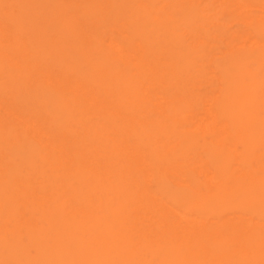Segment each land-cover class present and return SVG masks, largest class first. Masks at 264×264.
<instances>
[{
	"label": "rangeland",
	"instance_id": "rangeland-1",
	"mask_svg": "<svg viewBox=\"0 0 264 264\" xmlns=\"http://www.w3.org/2000/svg\"><path fill=\"white\" fill-rule=\"evenodd\" d=\"M0 20V220L5 219L0 221V233L8 230L0 234V264L50 260L54 237L48 235L51 233L45 224L56 232L59 225L70 228L65 230L64 236L70 237L65 250L63 244L52 254L75 251L84 256V250L90 248L93 253L87 256V264H183L181 249L172 240L164 239L172 216L173 236H179L182 224L201 228L197 248L203 255L208 253L213 264H225L229 258H237L239 264H264L262 247L251 248L252 253L246 250L254 234L263 236L264 242V231L261 235L258 228L264 225V0H0ZM254 103H258L259 110L252 115L250 107ZM220 110H228V116H222ZM235 132L243 136L241 141L231 137ZM80 158L84 159L82 164L77 162ZM70 164L71 170L67 171ZM250 177L254 181L248 182ZM140 179L144 185L139 184ZM159 202L164 205L160 206L163 214L158 215L155 206L161 205ZM179 212L187 214L185 220H181ZM34 223L43 225L44 231L39 230L42 235L47 233L42 240L45 245L41 243L43 236L33 229ZM38 234L40 241L34 238ZM95 236L101 237L94 239ZM104 237H109L108 242ZM241 239L247 240L244 245ZM201 254L195 257L201 260Z\"/></svg>",
	"mask_w": 264,
	"mask_h": 264
},
{
	"label": "bare ground",
	"instance_id": "bare-ground-1",
	"mask_svg": "<svg viewBox=\"0 0 264 264\" xmlns=\"http://www.w3.org/2000/svg\"><path fill=\"white\" fill-rule=\"evenodd\" d=\"M7 1V0H6ZM32 2V1H31ZM100 2V1H99ZM98 2V3H99ZM186 2V1H185ZM197 2H198V0H197ZM36 3V2H35ZM47 4V3H46ZM189 4H190V2H189ZM94 5V4H93ZM98 5V4H97ZM32 6V5H31ZM51 6V5H50ZM91 7H92V5H91ZM18 8V7H17ZM182 8V7H181ZM52 10V9H51ZM260 10H261V8H260ZM54 11V10H53ZM73 11V10H72ZM58 12V11H57ZM63 12V11H62ZM166 12V11H165ZM71 13V12H70ZM168 13V12H167ZM14 14V13H13ZM60 15H62V13H59ZM68 15H69V13H67ZM2 16V15H1ZM75 16V15H74ZM73 16V17H74ZM70 17V16H69ZM107 17V16H106ZM32 18V17H31ZM62 18H64V16L62 17ZM109 18V17H108ZM107 18V19H108ZM93 19V18H92ZM109 19H112V18H109ZM142 18H140V20H141ZM17 20V19H16ZM50 20H51V18H50ZM49 20V21H50ZM53 20V19H52ZM79 20V19H78ZM1 21V20H0ZM10 21V20H9ZM30 21V20H29ZM32 21V20H31ZM2 22V21H1ZM48 22V21H47ZM62 22H63V19H62ZM89 22V21H88ZM93 22V21H92ZM259 22V21H258ZM22 23V22H21ZM94 23V22H93ZM45 24H46V22H45ZM91 24V23H90ZM112 24V23H111ZM4 25V24H3ZM25 25H27V24H25ZM47 25L48 26H50L48 23H47ZM79 25V24H78ZM198 25V24H197ZM19 26V25H18ZM18 26H16L15 25V27H17L18 28ZM97 26V25H96ZM113 26V25H112ZM78 27V26H77ZM84 27V26H83ZM166 27V26H165ZM9 28V27H8ZM7 28V29H8ZM96 28V27H95ZM94 28V29H95ZM3 29H4V27H3ZM2 29V30H3ZM55 29V28H54ZM196 30V29H195ZM223 30V29H222ZM9 31H10V29H9ZM9 31H7L8 33H9ZM52 31V30H51ZM6 32V33H7ZM52 32H54V31H52ZM251 32V31H250ZM249 32V33H250ZM1 34H2V32H1ZM24 34V33H23ZM91 35H92V33H90ZM89 34V35H90ZM4 35V34H3ZM11 35H12V33H11ZM126 35V34H125ZM202 35V34H201ZM254 35V34H253ZM25 36V35H24ZM34 36V35H33ZM97 35H95V37H96ZM8 37V36H7ZM189 37V36H188ZM204 37V36H203ZM248 37V36H247ZM187 38V37H186ZM16 39V38H15ZM14 39V40H15ZM21 39V38H20ZM252 39V38H251ZM8 40V39H7ZM26 40V39H25ZM254 40V39H253ZM1 41V40H0ZM16 41V40H15ZM109 41V40H108ZM255 41V40H254ZM10 41H8V43H9ZM4 43H6V42H4ZM14 43V42H13ZM12 43V44H13ZM32 43V42H31ZM254 43V42H253ZM113 44H115V43H113ZM3 45V44H2ZM9 45V44H8ZM22 45H23V43H22ZM41 45V44H40ZM55 45V44H54ZM138 45V44H137ZM212 45V44H211ZM234 45V44H233ZM240 45V44H239ZM253 45V44H252ZM24 46V45H23ZM255 46V45H254ZM6 47V46H5ZM33 47V46H32ZM60 47V46H59ZM58 47V48H59ZM109 47V46H108ZM259 47V46H258ZM19 48V47H18ZM38 48V47H37ZM115 48H117V47H115ZM242 48V47H241ZM256 48V47H255ZM34 49V48H33ZM82 49V48H81ZM31 50V49H30ZM115 50V49H114ZM114 50H113V52H114ZM39 51V50H38ZM45 51V50H44ZM60 51H61V49H60ZM59 51V52H60ZM3 52V51H2ZM29 52H31V51H29ZM28 52V53H29ZM127 52H128V50H127ZM5 53V52H4ZM19 53V52H18ZM62 53V52H61ZM126 53V52H125ZM132 53V52H131ZM7 54H8V52H7ZM33 54H34V52H33ZM141 54V53H140ZM147 54V53H146ZM8 55H10V54H8ZM40 55H42V54H40ZM117 55H118V53H117ZM1 56H2V54H1ZM1 56H0V58H1ZM18 56V55H17ZM63 56V55H62ZM61 56V57H62ZM65 56V55H64ZM149 56V55H148ZM250 56V55H249ZM4 57V56H3ZM37 57V56H36ZM39 57V56H38ZM81 57V56H80ZM120 57V56H119ZM8 58V57H7ZM16 58V57H15ZM23 58V57H22ZM115 58V57H114ZM247 58V57H246ZM13 59V58H12ZM39 59V58H38ZM34 60V59H33ZM63 60V59H62ZM150 60V59H149ZM6 61V60H5ZM16 61V59L14 60V62ZM8 62V61H7ZM14 62H12V63H14ZM20 62V61H19ZM36 62H37V60H36ZM27 63V62H26ZM52 63V62H51ZM51 63H49L50 65H51ZM5 64H6V62H5ZM19 64V63H18ZM22 64H24V62L22 63ZM54 64V63H53ZM157 64V63H156ZM56 65V64H55ZM65 65V64H64ZM11 66V65H10ZM25 66V65H24ZM62 66V65H61ZM69 66V65H68ZM13 67H14V65H13ZM47 67V66H46ZM54 67V66H53ZM74 67V66H73ZM58 68V67H57ZM160 68H162V67H160ZM50 70V72H51V67L49 68ZM145 70V69H144ZM156 70V69H155ZM211 70V69H210ZM60 71V70H59ZM153 71V70H152ZM45 72H47V70L45 71ZM134 72V71H133ZM69 74V73H68ZM72 74V73H71ZM57 76V75H56ZM43 77V76H42ZM51 77V76H50ZM71 78H73V77H71ZM70 78V79H71ZM126 78V77H125ZM132 78V77H131ZM262 78V77H261ZM264 78V77H263ZM65 79V78H64ZM74 79V78H73ZM72 79V80H73ZM69 80V79H68ZM249 80V79H248ZM54 81V80H53ZM66 81V80H65ZM74 81V80H73ZM167 81V80H166ZM178 81V80H177ZM61 82V81H60ZM59 82V83H60ZM72 82V81H71ZM162 82V81H161ZM7 83H8V81H7ZM46 83V82H45ZM53 83V82H52ZM52 83H51V85H52ZM74 83V82H73ZM260 83V82H259ZM33 84V83H32ZM32 84H30V86H33ZM46 84H49V82L48 83H46ZM56 84V83H55ZM63 84V82L60 84V85H62ZM67 84H68V82H67ZM67 84H64V86L66 85L67 86ZM50 85V84H49ZM69 85H71L70 83H69ZM75 85H77V84H75ZM88 85V84H87ZM84 86H86V85H84ZM221 87V86H220ZM63 88V87H62ZM89 88H90V86H89ZM84 89V88H83ZM88 89V88H87ZM123 89V88H122ZM88 90H90V89H88ZM184 90V89H183ZM66 91V90H65ZM74 91V90H73ZM73 91H72V93H73ZM83 91V90H82ZM81 91V92H82ZM68 92H71V91H69L68 90ZM156 92V91H155ZM22 93V92H21ZM78 93H80V91L78 92ZM84 93V92H83ZM87 93V92H86ZM160 93V92H159ZM80 94H82V93H80ZM144 94V93H143ZM259 94V93H258ZM74 95V94H73ZM79 95V94H78ZM94 95V94H93ZM191 95V94H190ZM77 96V95H76ZM102 97H103V95H102ZM101 97V98H102ZM107 98V97H106ZM118 98V97H117ZM178 98H179V96H178ZM0 99H2V98H0ZM5 100H6V98H4ZM73 99H74V97H73ZM114 99V98H113ZM159 99V98H158ZM4 100V101H5ZM114 100H116V99H114ZM113 100V101H114ZM203 100V99H202ZM102 101H104V100H102ZM207 101V100H206ZM9 102H10V100H9ZM11 102H12V100H11ZM19 102H21V101H19ZM116 102V101H115ZM257 102V101H256ZM85 103V102H84ZM103 103V102H102ZM101 103V104H102ZM29 104V103H28ZM32 104V103H31ZM61 104V103H60ZM99 104H100V102H99ZM115 104V103H114ZM195 104V103H194ZM1 105V104H0ZM8 105V104H7ZM13 105H14V103H13ZM12 105V106H13ZM85 105V104H84ZM98 105V104H97ZM106 105H107V103H106ZM105 105V106H106ZM175 105V104H174ZM206 105V104H205ZM204 105V106H205ZM257 105H258V103H257ZM257 105H255V103H254V106H252V107H250V112L252 113V115H255V114H258V110H259V108L257 107ZM2 106V105H1ZM16 106V105H15ZM34 106V105H33ZM17 107H18V105H17ZM35 107V106H34ZM103 107V106H102ZM227 107V106H226ZM6 109H7V106L5 107ZM4 108V109H5ZM96 108V107H95ZM208 108H209V106H208ZM11 109H12V107H11ZM10 109V110H11ZM23 109V108H22ZM22 109L20 110L19 108H18V110L19 111H22ZM37 108H35V110H36ZM113 109V108H112ZM228 109V108H227ZM13 110H14V108H13ZM12 110V111H13ZM41 110V109H40ZM208 110V109H207ZM212 110V109H211ZM14 111H16L17 112V110H16V108H15V110ZM29 111V110H28ZM31 111V110H30ZM104 110H102V112H103ZM7 112H8V110H7ZM7 112H6V114H7ZM25 112V111H24ZM109 112V111H108ZM193 112V111H192ZM220 112V114L222 115V116H228V110H220L219 111ZM46 113V112H45ZM97 113H98V111H97ZM115 113V112H114ZM195 113V112H194ZM199 113V112H198ZM249 113V112H248ZM5 114V115H6ZM18 114H19V112H18ZM18 114H17V116H18ZM22 114L23 113H21V117H22V120H23V116H22ZM26 114L28 115V112L26 111ZM42 114H44V111H43V113ZM121 114V113H120ZM123 114V113H122ZM15 115V114H14ZM27 115H25L24 114V116H27ZM31 115V114H30ZM124 115V114H123ZM128 115V114H127ZM176 115V114H175ZM247 115V114H246ZM249 115V114H248ZM10 116H11V114H10ZM19 116H20V114H19ZM84 116V115H83ZM135 116V115H134ZM176 116H178V115H176ZM211 116V115H210ZM213 116V115H212ZM12 117H13V114H12ZM11 117V118H12ZM15 117V116H14ZM20 117V118H21ZM28 117V116H27ZM42 117H44V116H42ZM214 118L216 117V119H217V116L216 115H214L213 116ZM25 118V117H24ZM30 118V117H29ZM28 118V119H29ZM157 118V117H156ZM260 118V117H259ZM7 119V118H6ZM31 119V118H30ZM35 119V118H34ZM33 119V120H34ZM42 119H44V118H42ZM142 118H140V120H141ZM144 119V118H143ZM151 119V118H150ZM215 119V120H216ZM4 120V119H3ZM18 120H19V117H18ZM24 120H26V119H24ZM32 120V119H31ZM31 120H30V122H31ZM32 120V121H33ZM136 120H138V118L136 117ZM215 120H213V122L215 123ZM142 121V120H141ZM149 121V120H148ZM12 122V121H11ZM29 122V123H30ZM40 122V121H39ZM128 122H130V120L128 121ZM146 122H147V120H146ZM194 122V121H193ZM32 123V122H31ZM47 123V122H46ZM148 123V122H147ZM150 123V122H149ZM217 123V122H216ZM16 124V123H15ZM19 124H20V122H19ZM49 124V123H48ZM131 124V123H130ZM134 124V123H133ZM143 124H145V122L143 123ZM24 125V124H23ZM34 125H36V124H34ZM33 125V126H34ZM37 125H41V124H37ZM120 125V124H119ZM216 125V124H215ZM127 126V125H126ZM143 126V125H142ZM36 127V126H35ZM147 127H149V126H147ZM157 127H158V125H157ZM187 127V126H186ZM197 127V126H196ZM202 127V126H201ZM213 127V126H212ZM31 128V127H30ZM134 128V127H133ZM146 128V127H145ZM189 128V127H188ZM218 128H220V127H218ZM221 128H223V127H221ZM24 129V128H23ZM127 129H128V127H127ZM148 129V128H147ZM150 129V128H149ZM227 130H228V128H226ZM40 130V129H39ZM39 130H38V132H39ZM114 130V129H113ZM126 130V129H125ZM155 130V129H154ZM223 130V129H222ZM225 130V129H224ZM139 131V130H138ZM169 131V130H168ZM187 131H189V130H187L186 129V132ZM34 132V131H33ZM127 132V131H126ZM153 132V131H152ZM225 132V131H224ZM227 132V131H226ZM28 133H30V131L28 132ZM54 133V132H53ZM56 133V132H55ZM148 133V132H147ZM22 135H23V133H21ZM27 134V133H26ZM34 134V133H33ZM35 134H36V132H35ZM39 133H37V135H38ZM61 134H62V132H61ZM64 134V133H63ZM150 134V133H149ZM1 136V135H0ZM82 136V135H81ZM216 136V135H215ZM247 136V135H246ZM39 137V136H38ZM59 138H60V136H58ZM67 137V136H66ZM203 137V136H202ZM231 137L234 139V140H237V141H241V137H243L241 134H239V133H237V132H235V133H233L232 135H231ZM3 138V137H2ZM25 138V137H24ZM39 138H41V137H39ZM55 138V137H54ZM78 138V137H77ZM119 138V137H118ZM120 138H123V136L122 137H120ZM152 138H153V136H152ZM158 138H159V136H158ZM157 138V139H158ZM201 138V137H200ZM1 139V138H0ZM42 139V138H41ZM125 139V138H124ZM155 139H156V137H155ZM214 139V138H213ZM3 140V139H2ZM27 140V139H26ZM72 140V139H71ZM71 140H70V142H71ZM216 140H217V138L215 139V142H216ZM1 141V140H0ZM52 141V140H51ZM75 141V140H74ZM130 141H132V140H130ZM3 142V141H2ZM25 142V141H24ZM102 142V141H101ZM123 142V141H122ZM129 142V141H128ZM134 142V141H133ZM207 142H209V140H207ZM223 142V141H222ZM227 142V141H226ZM235 142V141H234ZM9 143V142H8ZM51 143V142H50ZM50 143H48V144H50ZM55 143V142H54ZM66 143V142H65ZM68 143H69V141H68ZM75 143V142H74ZM91 143H92V141H91ZM91 143H90V145H91ZM131 143V142H130ZM212 143H213V141H212ZM39 144H40V142H39ZM56 144V143H55ZM77 144H78V142H77ZM136 144V143H135ZM169 144V143H168ZM65 145V144H64ZM89 145V146H90ZM131 145V144H130ZM130 145H128V146H130ZM177 145V144H176ZM60 146H62V145H60ZM71 146V145H70ZM69 146V147H70ZM132 146H134L133 144H132ZM137 146V145H136ZM167 146V145H166ZM192 146V145H191ZM237 146V145H236ZM27 148H28V146H26ZM100 147V146H99ZM140 147H141V145H140ZM235 147V146H234ZM8 148H9V145H8ZM41 148V147H40ZM105 148V147H104ZM121 148H122V145H121ZM124 148V147H123ZM126 148H127V146H126ZM136 148H138V147H136ZM143 148H145V147H143ZM158 148V150L160 151V150H162V149H159V147H157ZM232 148V147H231ZM48 149V148H47ZM56 149V148H55ZM54 149V150H55ZM65 149V148H64ZM112 149V148H111ZM196 149H198V148H196ZM247 149H249V148H247ZM67 150V149H66ZM71 150V149H70ZM98 150V149H97ZM119 150V149H118ZM132 150H133V147H132ZM191 150V149H190ZM234 150V149H233ZM72 151H73V149H72ZM71 151V152H72ZM80 151V150H79ZM82 151V150H81ZM113 151V150H112ZM129 151V150H128ZM196 151H198V150H196ZM69 152V151H68ZM71 152H69V154L71 153ZM126 152H127V150H126ZM137 152V151H136ZM138 152H139V148H138ZM233 152V151H232ZM42 153V152H41ZM62 154H63V152H61ZM133 153V152H132ZM134 153H135V147H134ZM133 153V154H134ZM168 153V152H167ZM196 153H198V152H196ZM238 153V152H237ZM55 154H56V152H55ZM144 154V153H143ZM8 155V154H7ZM95 155H96V157L98 156V153L97 152H95ZM103 155H104V153H103ZM112 155V154H111ZM160 155V154H159ZM244 155V154H243ZM248 155V154H247ZM123 156V155H122ZM128 156H129V154H128ZM162 156H164V155H162ZM223 156V155H222ZM257 156V158H258V155H256ZM82 157V156H81ZM138 157V156H137ZM156 157V156H155ZM221 157V156H220ZM236 157V156H235ZM250 157V156H249ZM34 158V157H33ZM61 158V157H60ZM68 158V157H67ZM73 158H74V156H73ZM113 158V157H112ZM200 158V157H199ZM256 158V157H255ZM86 159V158H85ZM111 159V158H110ZM133 159H135V158H133ZM143 159V158H142ZM236 159V158H235ZM245 159V158H244ZM247 159V158H246ZM262 159V158H261ZM23 160V159H22ZM60 160V159H59ZM71 160V159H70ZM111 160H114V159H111ZM128 160V159H127ZM145 160H147L146 158H145ZM144 160V161H145ZM260 160V159H259ZM39 161V160H38ZM57 161V160H56ZM81 162V164L84 162V159H79L77 162ZM98 161V160H97ZM133 161V160H132ZM165 161V160H164ZM180 161V160H179ZM179 161L178 162H176L177 164L179 163ZM194 161H196L195 159H194ZM221 161V160H220ZM255 161H257V160H255ZM254 161V162H255ZM18 163H19V161H17ZM21 162H23V161H21ZM128 162H129V160H128ZM139 162V161H138ZM170 162V161H169ZM181 162V161H180ZM183 162V161H182ZM238 162V161H237ZM254 162H253V164H254ZM259 162V161H258ZM257 162V163H258ZM54 163V162H53ZM57 163V162H56ZM73 163V162H72ZM131 163H133V164H135L134 162H130V164ZM143 163V162H142ZM260 163V162H259ZM262 163V162H261ZM47 164V163H46ZM52 164V163H51ZM60 164V163H59ZM81 164H80V166H81ZM85 164V163H84ZM87 164H88V162H87ZM102 164V163H101ZM145 164V163H144ZM161 164V163H160ZM210 164V163H209ZM238 164V163H237ZM264 164V163H263ZM21 165V164H20ZM23 165H24V163H23ZM22 165V166H23ZM49 166H50V164H48ZM127 165V164H126ZM164 165V164H163ZM170 165V164H169ZM255 165V164H254ZM58 166V165H57ZM62 166V165H61ZM60 166V167H61ZM71 166H72V164H70V167L69 168H67V171H70L71 170ZM89 166V165H88ZM96 166V165H95ZM102 166V165H101ZM122 166V165H121ZM128 166V165H127ZM133 166V165H132ZM135 166V165H134ZM133 166V167H134ZM148 166V165H147ZM166 166V165H165ZM207 166V165H206ZM21 167V166H20ZM54 168L56 167L55 165L53 166ZM85 167V166H84ZM94 167V166H93ZM125 167V166H124ZM132 167V168H133ZM144 167H145V165H144ZM164 167V166H163ZM171 167V166H170ZM174 167V166H173ZM198 167V166H197ZM240 167V166H239ZM43 168V167H42ZM59 168V167H58ZM154 168V167H153ZM172 168V167H171ZM177 168V166L175 167V169ZM194 168V167H193ZM209 168V167H208ZM235 168V167H234ZM254 168L256 169V166H254ZM258 168V167H257ZM105 169V168H104ZM109 169V168H108ZM126 169V168H125ZM127 169H129V168H127ZM126 169V170H127ZM134 169H135V167H134ZM143 169H145V168H143ZM143 169L141 170V171H143ZM150 169V168H149ZM168 169H170V168H168ZM167 169V170H168ZM1 170V169H0ZM22 170H24V169H22ZM56 170H57V168H56ZM61 170H62V168H61ZM160 170V169H159ZM171 170V169H170ZM184 170V169H183ZM58 171H59V169H58ZM64 171V170H63ZM116 171H117V169H116ZM135 171V170H134ZM146 171V170H145ZM149 171V170H148ZM148 171L146 172V174H148ZM151 171V170H150ZM153 171V170H152ZM205 171V170H204ZM237 171H239V170H237ZM104 172V171H103ZM120 172V171H119ZM126 171L124 170V174H126L125 173ZM157 172H158V169H157ZM156 172V173H157ZM176 172V171H175ZM177 172H179V171H177ZM201 172V171H200ZM228 172V171H227ZM261 172H263V171H261ZM50 173V172H49ZM85 173V172H84ZM118 173V172H117ZM129 173H130V170H129ZM135 173V172H134ZM160 173V172H159ZM162 173V172H161ZM215 173V172H214ZM226 173V172H225ZM229 173V172H228ZM227 173V174H228ZM238 173V172H237ZM239 173H240V171H239ZM23 174V173H22ZM36 174V173H35ZM47 174V173H46ZM54 174V173H53ZM56 174V173H55ZM67 174V173H66ZM88 174V173H87ZM101 174V173H100ZM123 174V175H124ZM128 174V173H127ZM126 174V175H127ZM131 174V173H130ZM129 174V175H130ZM152 174V173H151ZM178 174V173H177ZM180 174V173H179ZM202 174V173H201ZM204 174V173H203ZM78 175V173L76 174V176ZM85 175V174H84ZM107 175V174H106ZM155 175V174H154ZM164 175H166V174H164ZM224 175V174H223ZM226 175V174H225ZM229 175V174H228ZM258 175V174H257ZM263 175V174H262ZM26 176V175H25ZM31 176V175H30ZM81 176V175H80ZM85 176H87V175H85ZM118 176V175H117ZM121 176V175H120ZM139 176H140V174H139ZM152 176H153V174H152ZM166 176H169V174L168 175H166ZM165 176V177H166ZM175 176H177L176 175V173H175ZM179 176V175H178ZM181 176V175H180ZM204 176H205V174H204ZM215 176V174L213 175V177ZM221 176V175H220ZM245 176V175H244ZM261 176V175H260ZM4 177V176H3ZM82 177H84V176H82ZM125 177V176H124ZM123 177V178H124ZM127 177V176H126ZM150 177V176H149ZM154 177V176H153ZM172 176H170V178H171ZM182 177V176H181ZM228 177H230V176H228ZM233 176H231V178H232ZM256 177V176H255ZM258 177H259V175H258ZM33 178V177H32ZM80 178V177H79ZM117 178V180H118V177H116ZM122 178V179H123ZM136 178V177H135ZM134 178V179H135ZM138 178V177H137ZM140 178H141V176H140ZM152 178V177H151ZM161 178V177H160ZM225 178H226V176H225ZM37 179V178H36ZM40 179V178H39ZM44 179H45V177H44ZM72 179V178H71ZM128 179V178H127ZM227 179H229V178H227ZM234 179V178H233ZM237 179H239V178H237ZM236 179V180H237ZM35 180V179H34ZM60 180V179H59ZM62 180V179H61ZM130 180V179H129ZM138 181H139V179H137ZM136 180V181H137ZM142 179H140V182H139V184L142 182L141 181ZM149 180H151V179H149ZM226 180V179H225ZM224 179H222V181H225ZM247 180H248V182H252V181H254V179H252L251 177L250 178H247ZM36 181V180H35ZM35 181H33V182H35ZM38 181V180H37ZM78 181V180H77ZM91 181V180H90ZM92 181H93V179H92ZM133 181V180H132ZM135 181V182H136ZM204 181V180H203ZM217 181V180H216ZM44 182V181H43ZM110 182V181H109ZM118 182V181H117ZM134 182V183H135ZM148 182V181H147ZM154 182V181H153ZM171 182H172V180H171ZM170 182V183H171ZM175 182H176V180H175ZM179 182V181H178ZM221 182V181H220ZM23 183H25V182H23ZM30 183V182H29ZM32 183V182H31ZM89 183V182H88ZM92 183V182H91ZM111 183V182H110ZM123 183H125V182H123ZM126 183H127V181H126ZM133 183V182H132ZM173 183H174V181H173ZM234 183V182H233ZM232 183V184H233ZM26 184V183H25ZM36 184V183H35ZM40 184V183H39ZM93 184H94V182H93ZM137 184H138V182H137ZM146 184H148V183H146ZM221 184H222V182H221ZM225 184V183H224ZM223 184V185H224ZM235 184V183H234ZM242 184V183H241ZM240 184V185H241ZM253 184V183H252ZM12 185V184H11ZM27 185H28V183H27ZM48 185V184H47ZM127 185V184H126ZM140 185H144L143 183L142 184H140ZM230 185H231V183H230ZM229 185V186H230ZM243 185V184H242ZM246 185V184H245ZM35 186V185H34ZM101 186V185H100ZM133 186H135V188H136V185H133ZM139 186V185H138ZM148 186V185H147ZM173 186V185H172ZM179 186V185H178ZM216 186V185H215ZM46 187V186H45ZM116 187V186H115ZM114 187V188H115ZM128 187H129V185H128ZM131 187H132V185H131ZM130 187V188H131ZM144 187H146V186H143V190H147V189H145ZM150 187V186H149ZM184 187H186V186H184ZM189 187V186H188ZM221 187H222V185H221ZM220 187V188H221ZM227 187H228V185H227ZM231 187H233L232 185H231ZM244 187H247V186H244ZM11 188V187H10ZM26 187H24V189H25ZM94 188V187H93ZM118 188H123L122 186L120 187H118ZM134 188V189H135ZM139 188H141V187H139ZM147 188V187H146ZM152 188V187H151ZM151 188L149 189V192H150V190H151ZM178 188V187H177ZM218 188V187H217ZM219 188V189H220ZM224 188V187H223ZM229 188V187H228ZM242 188V187H241ZM255 188V187H254ZM23 189V188H22ZM23 189V190H24ZM34 189H36V187L34 188ZM83 189V188H82ZM85 189V188H84ZM87 189V188H86ZM100 189H103V187L102 188H100ZM117 189V188H116ZM124 189V188H123ZM197 189V188H196ZM196 189H195V191H196ZM203 189V188H202ZM213 190H214V188H212ZM233 189V188H232ZM243 189V188H242ZM7 190V189H6ZM11 190V189H10ZM29 190H31V188H29ZM28 190V191H29ZM120 190V189H119ZM126 188H125V190L123 191V192H125L126 193ZM141 190H142V188H141ZM159 190V189H158ZM229 190H231V189H228V191ZM82 191V190H81ZM87 191V190H86ZM101 191V190H100ZM103 191H104V189H103ZM110 191V190H109ZM117 191V190H116ZM120 191H122V190H120ZM128 191V190H127ZM133 191V190H132ZM136 191H137V189H136ZM140 191V190H139ZM160 191V190H159ZM217 191V190H216ZM9 192V191H8ZM30 192V191H29ZM28 192V193H29ZM46 192V191H45ZM102 192V191H101ZM106 192V191H105ZM141 192V191H140ZM143 193H145L144 191H142ZM146 192H148V190L146 191ZM201 192V191H200ZM213 192V191H212ZM14 193V192H13ZM36 193H38V192H36ZM59 193V192H58ZM125 193H123L122 195H124ZM152 193V192H151ZM150 193V194H151ZM157 193V192H156ZM255 193V192H254ZM253 193V194H254ZM30 194V193H29ZM39 194V193H38ZM47 194V193H46ZM49 194V193H48ZM53 194V193H52ZM108 194V193H107ZM118 194H119V192H118ZM139 194V193H138ZM141 195L140 196H142V193H140ZM147 194V193H146ZM220 194V193H219ZM252 194V195H253ZM263 194V193H262ZM15 195V194H14ZM40 195V194H39ZM43 195V194H42ZM159 194H157V196H158ZM251 195V194H250ZM249 195V196H250ZM27 196V195H26ZM45 196V195H44ZM46 196H48V195H46ZM51 196V195H50ZM113 196V195H112ZM150 196V195H149ZM161 196V195H160ZM40 197V196H39ZM120 197V196H119ZM147 197H148V195H147ZM146 197V198H147ZM150 197H152V196H150ZM50 199H51V197H49ZM106 198V197H105ZM142 198V197H141ZM156 198H158V197H156ZM163 198V197H162ZM161 198V199H162ZM107 199V198H106ZM140 199V198H139ZM154 199V198H153ZM159 199H160V197H159ZM160 199V200H161ZM43 200V199H42ZM124 200V199H123ZM126 200V199H125ZM125 200H124V202H125ZM149 201H150V199H148ZM147 200V201H148ZM155 200V199H154ZM157 200V199H156ZM167 200H168V198H167ZM44 201V200H43ZM71 201V200H70ZM129 201V200H128ZM137 200H135V202H136ZM158 201V200H157ZM51 202V201H50ZM88 202V201H87ZM134 202V201H133ZM134 202V203H135ZM143 202V201H142ZM164 201L162 200V203H163ZM47 203H49V202H47ZM127 203V202H126ZM140 203V202H139ZM145 203V205H146V202H144ZM144 203H141V204H143L144 205ZM155 203V202H154ZM162 203H160L159 202V204H161V205H158L157 204V206H155V208H157V214H158V212H159V214L161 213V211H160V206H163L162 205ZM57 204V203H56ZM55 204V205H56ZM71 204V203H70ZM93 204V203H92ZM130 204H131V201H130ZM230 204V203H229ZM48 205V204H47ZM54 205V206H55ZM73 205V204H72ZM128 205H129V203H128ZM137 205V204H136ZM144 205V206H145ZM149 205V204H148ZM80 206V205H79ZM105 206V205H104ZM134 206V205H133ZM152 207H153V205H151ZM174 206V205H173ZM262 206V205H261ZM47 207V206H46ZM45 207V208H46ZM92 207V206H91ZM146 207V206H145ZM204 207V206H203ZM232 207V206H231ZM230 207V208H231ZM255 207V206H254ZM253 207V208H254ZM257 207V206H256ZM48 208H51V207H48ZM71 208V207H70ZM144 208V207H143ZM148 208V207H147ZM163 208V207H162ZM174 208V207H173ZM181 208H182V206H181ZM25 209V208H24ZM47 209V208H46ZM128 209V208H127ZM211 209V208H210ZM212 209H213V207H212ZM49 210V209H48ZM144 210V209H143ZM149 210H150V208H149ZM39 211H41L40 209L38 210V212ZM49 211H51V212H53L52 210H49ZM93 211H95V210H93ZM124 211H125V209H124ZM167 212H168V210H166ZM256 211V210H255ZM154 212V211H153ZM191 212V211H190ZM214 212H216V211H214ZM257 212H259V210L257 211ZM45 213V212H44ZM43 213V215H47V214H44ZM47 213V212H46ZM55 212H53V214H54ZM85 213V212H84ZM156 213V212H155ZM195 213V212H194ZM194 213H192V214H194ZM207 213H208V211H207ZM239 213V212H238ZM57 214V213H56ZM55 214V215H56ZM72 214V213H71ZM74 214V213H73ZM93 214V213H92ZM95 214V213H94ZM120 214V213H119ZM138 214V213H137ZM142 214V213H141ZM158 214V215H159ZM161 214H163V213H161ZM186 214V213H185ZM184 213H181V212H179V214H178V216L181 218V220H185V218H186V215H185ZM232 214H233V212H232ZM232 214H231V216H232ZM109 215V214H108ZM135 215H136V213H135ZM166 215V214H165ZM230 215V214H229ZM239 216H241L240 215V213L238 214ZM246 215V214H245ZM255 215V214H254ZM6 216V215H5ZM38 216V215H37ZM36 216V217H37ZM41 216V214L38 216V217H40ZM93 216V215H92ZM151 216H152V214H151ZM155 216V215H154ZM157 216V215H156ZM155 216V217H156ZM167 216V215H166ZM194 216H196V215H194ZM243 216V215H242ZM257 216V215H256ZM35 217V216H34ZM35 217V218H36ZM37 217V218H38ZM44 217V216H43ZM116 217V216H115ZM133 217V216H132ZM197 218H198V216H196ZM229 217V216H228ZM47 218H49V215H48V217ZM46 218V219H47ZM113 218V217H112ZM141 218V217H140ZM146 218H147V216H146ZM164 216L162 215V219H163V221H165L164 220ZM174 218H176V217H174ZM192 218V217H191ZM203 218V217H202ZM209 218V217H208ZM211 218H214V216H212L211 215ZM226 218V217H225ZM243 218V217H242ZM241 218V219H242ZM248 218V217H247ZM259 218V217H258ZM1 219V218H0ZM2 219H3V221L5 220L3 217H2ZM50 219V222H51V224H52V221H54V220H52L51 221V218H49ZM115 219V218H114ZM117 219V218H116ZM137 219V218H136ZM161 219V218H160ZM161 219V220H162ZM168 219V218H167ZM172 219H173V216H172V218H171V223H166L167 224V230L165 229V231H164V235L166 236L164 239H166L168 242H170L171 240H172V242H174V243H176V246L178 247V248H180L181 249V253L179 254L180 255V258L183 260V264H213V262H211V257L209 256V254L208 253H204V255L203 254H201V252H200V249L199 248H197L199 245H200V243H201V237H200V234H199V232H200V230H201V228L200 227H195V228H192V224H182L181 226H180V228H181V231H180V234H179V236H173V223H172ZM201 219V218H200ZM224 219V218H223ZM222 219V220H223ZM228 219H230V218H228ZM23 220V219H22ZM36 220V219H35ZM41 220H42V222H44L43 221V219L41 218ZM41 220H40V222H41ZM102 220V219H101ZM118 221L119 220H122V219H117ZM116 220V221H117ZM159 220V219H158ZM176 220V219H175ZM177 220H178V217H177ZM197 220V219H196ZM215 220H216V218H215ZM225 220V219H224ZM223 220V221H224ZM238 220V219H237ZM236 220V221H237ZM240 220V219H239ZM255 220L256 219H254V223H255ZM264 220V219H263ZM1 221V220H0ZM3 221H1V222H3ZM107 221V220H106ZM125 221V220H124ZM130 223H131V218H130ZM135 221V220H134ZM211 221V220H210ZM212 221H214V220H212ZM231 221V220H230ZM230 221H228V223L230 222ZM246 221V220H245ZM36 222H38V219H37V221ZM41 222V223H42ZM68 222H69V219H68ZM110 222H111V218H110ZM115 222V221H114ZM128 222V221H127ZM156 222V221H155ZM177 222V221H176ZM175 222V223H176ZM188 222V221H187ZM216 222V221H215ZM220 222V221H219ZM222 222V221H221ZM258 222H259V220H258ZM21 223V222H20ZM48 223V222H47ZM55 223H56V221H55ZM91 222H89L87 225H89ZM109 223V222H108ZM108 223L106 224V225H108ZM121 223V222H120ZM119 223V224H120ZM129 223V222H128ZM129 223V224H130ZM164 223V222H163ZM194 223V222H193ZM211 223V222H210ZM209 223V224H210ZM226 223V222H225ZM224 223V224H225ZM231 223V222H230ZM254 223H253V225H254ZM260 223V222H259ZM66 224H67V222H66ZM71 224V223H70ZM86 224V223H85ZM104 224V223H103ZM102 224V225H103ZM127 224V223H126ZM134 224V223H133ZM133 224H131L132 226H133ZM138 224V223H137ZM212 224V223H211ZM215 224V223H214ZM217 224V223H216ZM232 224V223H231ZM6 225V224H5ZM5 225L3 226L4 228H5ZM17 225V224H16ZM22 225V224H21ZM34 225L35 226H33V229L36 231V232H38L40 235H41V237H42V239H41V243L43 242L42 240H44L43 238H45L44 236L47 234H45L44 233V235H42L41 234V232H42V230H43V228L45 227V229L48 231H50V233L52 234H48V235H50V236H52V237H54V239H51V243H52V245L50 246L51 247V256H50V260H45V259H40V260H35V261H31L30 262V264H43V263H46V262H48L49 261V264H87V262L88 263H90V261H89V258L87 257L88 255H92V251H91V249L90 248H88V250L87 249H85L84 251H85V255L83 256H81L79 253H75V251H73V252H69V253H67V254H63V255H57V254H55V253H53L52 254V251H58V249L61 247L62 248V246L61 245H63L64 244V250H65V245H66V243H69L70 242V237H68V236H64L65 234H66V232H65V230H70V228L68 227V229H65V228H63L64 226H58V232H56L57 231V229H56V231H55V228H54V230L50 227V225L49 224H45L44 225V227H43V225H38V226H36V223H34ZM53 225V224H52ZM72 225V224H71ZM87 225H85V226H87ZM101 225V226H102ZM111 225V224H110ZM125 225V224H124ZM124 225H122V227H124ZM207 225V224H206ZM238 225V224H237ZM240 225V224H239ZM244 225V224H243ZM1 226V225H0ZM27 226V225H26ZM29 226V225H28ZM54 226V225H53ZM67 226V225H66ZM84 226V227H85ZM95 226V225H94ZM135 226V225H134ZM152 226V225H151ZM150 226V227H151ZM163 226V225H162ZM209 226V225H208ZM214 226H216V225H213V227ZM219 226H220V224H219ZM218 226V227H219ZM222 226V225H221ZM255 226V225H254ZM7 227V226H6ZM71 227H73V226H71ZM88 227V226H87ZM128 227V226H127ZM131 227V226H130ZM138 227V226H137ZM149 227V226H148ZM217 227V228H218ZM224 227H225V225H224ZM231 227H232V225H231ZM234 227V226H233ZM1 228V227H0ZM29 228V227H28ZM27 228V229H28ZM30 228H31V226H30ZM42 229V230H39V229ZM81 228V227H80ZM114 228H118V227H115L114 226ZM124 228H126V226L124 227ZM144 228V227H143ZM147 228V227H146ZM145 228V229H146ZM205 228V227H204ZM207 228V227H206ZM205 228V229H206ZM220 228V227H219ZM243 228V227H242ZM250 228V227H249ZM258 228H261L260 230H261V235H262V231H264V225H260V226H258ZM12 229V228H11ZM24 229V228H23ZM31 230V231H34V230ZM88 229L90 230L91 228H89L88 227ZM93 229V228H92ZM96 229V228H95ZM100 229V228H99ZM98 229V230H99ZM120 229V228H119ZM122 229V228H121ZM128 229V228H127ZM178 229V228H177ZM205 229H202V231L204 230L205 231ZM227 229V231L229 230L228 228H226ZM226 229H224V230H226ZM244 229H245V226H244ZM244 229H242L243 230V232H244ZM101 231H102V229H100ZM106 230H107V228H106ZM116 230V229H115ZM115 230H112V231H115ZM123 230V229H122ZM214 230V229H213ZM219 230V229H218ZM221 230H223V229H221ZM234 230V229H233ZM232 230V231H233ZM238 230V229H237ZM260 230H258V231H260ZM2 231H3V229H2ZM4 231H5V229H4ZM7 232H8V230H6ZM5 231V232H6ZM16 231H18V229L16 230ZM16 231H15V233H16ZM20 231V230H19ZM26 231H30V230H26ZM44 231V230H43ZM83 231H85V232H87L86 231V228H84V230ZM104 231V230H103ZM102 231V232H103ZM119 231H121V230H119ZM125 231V229L123 230V232ZM255 231H257V230H255ZM257 231V232H258ZM5 232H3V233H5ZM10 232V231H9ZM27 232V233H28ZM93 232V231H92ZM122 232V231H121ZM120 232V233H121ZM134 232V231H133ZM229 232H230V230H229ZM228 232V233H229ZM240 232V231H239ZM249 232V231H248ZM3 233H0V234H3ZM14 232L12 231V234H13ZM14 233V234H15ZM19 233V232H18ZM21 233V232H20ZM29 233H31V232H29ZM68 233H70V231H68ZM83 233V232H82ZM99 233V232H98ZM113 233V232H112ZM130 233V232H129ZM141 233V232H140ZM154 233V232H153ZM159 233V232H158ZM224 233V232H223ZM227 233V232H226ZM241 233V232H240ZM245 234H246V232H244ZM250 233H251V231H250ZM11 234V233H10ZM25 234H26V232H25ZM38 234V235H39ZM85 234V233H84ZM83 234V235H84ZM95 234H97V232L95 231V233H94V235ZM115 234V233H114ZM133 234V233H132ZM144 234V233H143ZM146 234V233H145ZM162 234V233H161ZM220 234H221V231H220ZM4 235V234H3ZM3 235H1V236H3ZM16 235V234H15ZM33 236H34V233L32 234ZM38 235H35L36 237H34V238H37V240H39V238H40V235L38 236ZM82 235V234H81ZM86 235V234H85ZM99 235H101V234H99ZM108 236H109V234H107ZM118 235V234H117ZM116 235V236H117ZM124 235V234H123ZM140 235V234H139ZM157 235V234H156ZM222 235V234H221ZM242 235V237H243V234H241ZM247 236L248 235H250L251 236V234H249V233H247L246 234ZM246 235H244V236H246ZM9 236H11V235H9ZM12 236H14V235H12ZM26 236H27V234H26ZM71 236H73V234H71ZM79 236V235H78ZM88 236V235H87ZM102 236V235H101ZM100 236V237H101ZM115 235H114V237H116ZM119 236H122V234L121 235H119ZM119 236H117V237H119ZM150 236V235H149ZM240 236V235H239ZM238 236V237H239ZM4 237V236H3ZM16 237V236H15ZM19 237V236H18ZM75 237V236H74ZM81 237V236H80ZM83 237H85V236H83ZM83 237H81L82 239H83ZM91 238H92V236H90ZM90 237H89V241H90ZM100 237H97V236H95L94 237V239L96 238V239H98V238H100ZM103 237V236H102ZM106 237V236H105ZM104 237V238H105ZM113 237V238H114ZM125 237V236H124ZM130 237V236H129ZM138 237V236H137ZM139 237H141V236H139ZM151 237V236H150ZM2 238V237H1ZM14 238V237H13ZM33 238V239H34ZM103 238V239H104ZM107 238H109V237H107ZM107 238H105L106 239V242H108L107 240ZM112 238V237H111ZM121 237H119V239H120ZM126 238H127V236H126ZM131 238H132V235H131ZM154 238H155V236H154ZM153 238V239H154ZM161 238V237H160ZM162 238H163V236H162ZM262 238H263V236L261 237L260 235H258V234H254L253 235V238L251 239V241H249V242H247L248 244H251V245H248V247H247V249H246V246H245V249L246 250H248V249H250V252L252 253V251H254V250H251V248L253 249V247H255V248H263V249H260V250H264V242H261L262 241ZM29 239H30V237H29ZM46 239V238H45ZM74 239V238H73ZM79 238H77V240H76V243L77 242H79V240H78ZM85 239V238H84ZM121 239H123V238H121ZM136 239V238H135ZM222 239V238H221ZM226 239L229 241V239H230V235L229 236H226ZM225 239V240H226ZM248 239V238H247ZM2 240H5V239H2ZM36 240V241H37ZM75 240V239H74ZM124 240V239H123ZM122 240V241H123ZM145 240H147L146 238H145ZM166 240H164L165 241V243H167L166 242ZM242 240V239H241ZM245 242H244V241ZM242 241H243V245H244V243H246V239H243ZM18 241V240H17ZM31 241V240H30ZM40 241V240H39ZM45 241V240H44ZM49 241V240H48ZM61 241V242H60ZM83 241V240H82ZM87 241V243H88V240H85V242ZM93 241V240H92ZM126 241V240H125ZM151 241V240H150ZM153 241V240H152ZM155 241V240H154ZM153 241V242H154ZM222 241V240H221ZM223 241H224V239H223ZM242 241H240V242H242ZM38 242V241H37ZM47 242V241H46ZM94 242V241H93ZM100 242L102 243V241L100 240ZM106 242H105V245H106ZM146 242V241H145ZM149 242V241H148ZM147 242V243H148ZM226 243H227V241H225ZM224 242V243H225ZM12 243V242H11ZM10 243V244H11ZM44 243V242H43ZM42 243V244H43ZM48 243V242H47ZM87 243H85V244H87ZM95 243V242H94ZM100 243V244H101ZM109 243H111V242H109ZM119 243H121V241L119 242ZM161 243H163L162 241H161ZM160 243V244H161ZM173 243V244H174ZM0 244H3V241L2 242H0ZM24 244V243H23ZM41 244V245H42ZM46 243H44L43 245H45ZM78 244V243H77ZM76 244V245H77ZM84 244V245H85ZM113 244H114V242H113ZM111 245V246H114V245ZM127 244H129V243H127ZM149 244V243H148ZM151 244H152V242H151ZM154 244V243H153ZM156 244V243H155ZM164 244V243H163ZM227 244H230V241L227 243ZM237 244V243H236ZM242 244V243H241ZM116 245V244H115ZM158 245V244H157ZM238 245H239V243H238ZM67 246V245H66ZM107 246H109V244L107 245ZM122 246V245H121ZM127 246V245H126ZM129 246V245H128ZM140 246V245H139ZM145 246V245H144ZM154 246H156V245H154ZM161 246V245H160ZM164 246V245H163ZM165 246H166V244H165ZM169 246V245H168ZM225 246V245H224ZM229 246V245H228ZM231 247H232V245H230ZM233 246H235L234 244H233ZM28 247V246H27ZM95 247V246H94ZM99 248H100V245L98 246ZM116 247V246H115ZM147 247V246H146ZM151 247V246H150ZM231 247H227V248H230V249H232ZM241 247H242V245H241ZM48 249H49V247H47ZM109 248V247H108ZM122 248V247H121ZM130 248L132 249V247L130 246ZM136 248H137V246H136ZM140 248V247H139ZM149 248V247H148ZM155 248V247H154ZM154 248H152L151 249V251H153V249ZM203 248V247H202ZM236 248H238V247H236L235 246V249ZM244 248V247H243ZM46 249V248H45ZM48 249H46V250H48ZM82 249H84V248H82ZM116 249V248H115ZM129 248H127V250H128ZM194 249V251L195 252H193L192 250ZM61 250V249H60ZM101 250V249H100ZM100 250H99V252H100ZM104 250V249H103ZM122 250H123V248H122ZM134 250V249H133ZM132 250V251H133ZM147 250V249H146ZM150 250V249H149ZM237 250V249H236ZM259 250V251H260ZM9 251V250H8ZM108 251V250H107ZM114 251V250H113ZM118 251V250H117ZM117 251H115V253L117 254ZM120 251V250H119ZM142 251V250H141ZM143 251H145L144 249H143ZM151 251H149V252H151ZM240 251H241V249H240ZM244 250H242V252H243ZM257 251V250H256ZM109 252H110V250H109ZM135 252V251H134ZM236 251H233V253H235ZM248 252V251H247ZM246 252V253H247ZM264 252V251H263ZM127 253H130V251H128ZM138 253H140V252H138ZM145 253H146V251H145ZM148 253V252H147ZM256 253V252H255ZM60 254H62V253H60ZM119 254V253H118ZM133 254H135V253H133ZM200 254H201V260H198L195 256H200ZM244 254V253H243ZM259 254V253H258ZM57 255V256H56ZM119 255H121V253L119 254ZM142 255V257H143V253L141 254ZM147 255H149V254H147ZM233 255V254H232ZM6 256V255H5ZM19 256V255H18ZM124 256H125V253H124ZM137 255H135V257H136ZM234 256V255H233ZM232 256V257H233ZM256 256V255H255ZM258 256V255H257ZM11 257V256H10ZM40 257H41V255H40ZM86 257V258H85ZM96 257H98V255L96 256ZM100 257V256H99ZM134 257V258H135ZM235 257H237V253H236V256H234V258ZM246 257H247V254H246ZM260 257V256H259ZM83 258H84V262H83ZM101 258H104V257H101ZM113 257H111V259H112ZM129 258V257H128ZM137 259V258H136ZM149 259V258H148ZM236 259L237 258H235V259H227L226 260V262H225V264H239V263H237L236 262ZM251 259V258H250ZM103 260V259H102ZM102 260L100 261V262H102ZM107 260V259H106ZM140 260V259H139ZM143 260V259H142ZM240 260V259H239ZM249 260V259H248ZM254 260H256V259H254ZM153 261H155V260H153ZM238 261V260H237ZM253 261V260H252ZM262 261H264V260H262ZM97 262H99L98 260H97ZM105 262H107V261H105ZM108 262H110V261H108ZM142 262V261H141ZM141 262L139 261L138 263L139 264H141ZM221 261L220 260H218V262L217 263H220ZM240 262V261H239ZM104 263V262H103ZM251 263V262H250ZM253 263V262H252ZM264 263V262H263ZM123 264V263H122ZM142 264H144V263H142ZM155 264V263H154ZM158 264V263H157ZM240 264H242V263H240ZM246 264V263H245Z\"/></svg>",
	"mask_w": 264,
	"mask_h": 264
}]
</instances>
